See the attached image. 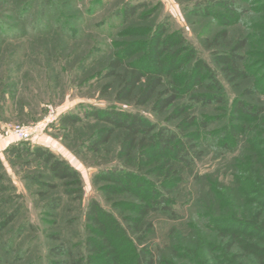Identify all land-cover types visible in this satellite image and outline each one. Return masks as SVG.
<instances>
[{"label":"rangeland","instance_id":"obj_1","mask_svg":"<svg viewBox=\"0 0 264 264\" xmlns=\"http://www.w3.org/2000/svg\"><path fill=\"white\" fill-rule=\"evenodd\" d=\"M27 1L0 0V22L21 28L16 34H0V264H48L57 259L49 256V249L61 242L64 250L77 253L83 213L91 200L116 215L117 210L92 183L98 172L118 168L116 142L97 155L89 152L86 142L95 123L87 120V113L115 108L163 123L147 107L116 103L113 88L103 91L108 82L115 84L101 73L114 52L113 42L128 27L118 14L123 7L142 5L139 16L128 23L144 28L164 23L168 33L179 32L213 68L205 42L224 28L217 19L191 14L192 5L200 0H50L54 9V14L46 15L50 32H35L40 0H35L30 12H23ZM57 15L69 19L65 33L58 31L62 24L58 29L54 25ZM259 28L264 29V13L253 10L227 27L231 37L232 32L249 35L248 69L257 81L262 79L264 91V31ZM186 69L178 73L181 85ZM219 79L231 109L239 95ZM262 95L254 97L261 105ZM213 107L207 109L211 135L203 133L209 145L205 144L202 159L174 191L175 218L152 217L156 264H217L225 245L234 239L231 231L221 233L206 225L213 219L248 222L256 215L264 217L263 197L258 196L264 193V113L254 120L240 116L236 126L241 128L234 139L219 129L230 125V120H217L221 113ZM67 115H78L83 123L66 128L60 119ZM16 126L38 129L29 140L19 141L11 131ZM17 145L18 151H11ZM28 146L41 147L68 163L79 174L80 196L75 186L63 187L52 180L56 188H51L47 171L26 154ZM53 197L61 203L52 211L46 207ZM120 199L112 197L113 202ZM15 212V222L1 230L5 216ZM251 231L247 229L246 236ZM243 237L255 243L261 240ZM119 251L126 263L132 250ZM246 257L237 264L248 263Z\"/></svg>","mask_w":264,"mask_h":264},{"label":"trees","instance_id":"obj_2","mask_svg":"<svg viewBox=\"0 0 264 264\" xmlns=\"http://www.w3.org/2000/svg\"><path fill=\"white\" fill-rule=\"evenodd\" d=\"M34 2L28 0L23 4V12H30ZM39 4L33 30L49 33L46 15L54 14L52 3L40 0ZM250 4L253 6L248 9ZM142 8V5H126L118 13L128 27L119 33V40L113 42L114 52L101 73L104 80H114L115 84L108 82L103 91L113 88L116 103L147 107L163 123H152L139 114L115 108L93 109L87 113V120L95 123L86 142L88 151L97 155L116 142L118 168L98 172L92 183L117 213L106 211L96 200L89 201L83 213L81 248L77 253L72 249L66 251L59 239L61 244L49 249V256L57 259L48 264H156L151 239L152 217L175 218L174 191L193 172L203 157V147L209 142L203 135H211L207 109L214 106V110L221 113L220 117L215 115L217 120H230V125L219 129L234 139L241 128L236 126L240 116L254 120L264 113V103L261 105L262 102L254 98L264 94L263 81H257L252 75L246 59L250 37L241 32H232L235 36L231 37L227 29L248 10L264 13V3L260 0H200L192 5V15L212 17L224 26L205 42L214 68L197 56L179 32L168 33L164 23L150 28L128 23L139 16ZM47 9L48 14L45 13ZM68 20L57 15L54 25L58 29L62 24L58 31L65 33L70 29ZM20 29L0 22L2 36L7 31L16 34ZM185 66V82L181 85L178 73L183 72ZM219 77L239 95L231 109ZM60 123L73 128L83 120L78 115H67ZM18 146L11 151H18ZM25 151L47 171L51 188H56L53 181L63 187L75 186V193L80 196L79 174L68 163L41 147L28 146ZM111 196L122 199L113 202ZM240 196L244 197L242 193ZM258 196L263 197V205L264 193ZM60 203L59 197H53L46 208L56 210ZM16 215L17 212L6 215L1 230L15 222ZM206 226L221 233L231 231L229 236L234 239L225 245V252L219 256L217 264H237L236 261L246 256L249 262L238 264H264V246L261 245L264 243V217L260 219V215H256L248 222L213 219ZM247 229L252 231L246 236ZM251 235L261 240L255 243L243 239L245 236L254 240ZM125 247L132 250L126 263L119 251Z\"/></svg>","mask_w":264,"mask_h":264},{"label":"built area","instance_id":"obj_3","mask_svg":"<svg viewBox=\"0 0 264 264\" xmlns=\"http://www.w3.org/2000/svg\"><path fill=\"white\" fill-rule=\"evenodd\" d=\"M38 126L35 127H20L16 126L12 128V134L19 140V141H27L31 138V136L36 133Z\"/></svg>","mask_w":264,"mask_h":264}]
</instances>
